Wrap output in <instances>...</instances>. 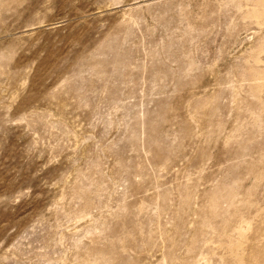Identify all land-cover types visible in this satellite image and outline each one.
Returning a JSON list of instances; mask_svg holds the SVG:
<instances>
[{
    "label": "rangeland",
    "instance_id": "rangeland-1",
    "mask_svg": "<svg viewBox=\"0 0 264 264\" xmlns=\"http://www.w3.org/2000/svg\"><path fill=\"white\" fill-rule=\"evenodd\" d=\"M0 264H264V0H0Z\"/></svg>",
    "mask_w": 264,
    "mask_h": 264
}]
</instances>
